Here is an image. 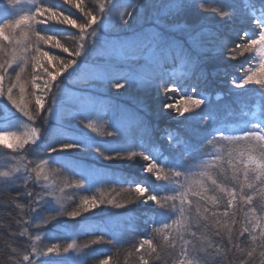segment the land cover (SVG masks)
<instances>
[{"label":"snow or ice","instance_id":"snow-or-ice-1","mask_svg":"<svg viewBox=\"0 0 264 264\" xmlns=\"http://www.w3.org/2000/svg\"><path fill=\"white\" fill-rule=\"evenodd\" d=\"M18 3L19 0H6L10 9H16ZM260 3L259 14L253 12L247 17V22L254 27L251 30L241 28L237 34V42H233L231 46L222 45V55L229 61L244 57L245 54L257 58V63L244 69L239 78L231 81V85L234 89L258 86L259 95L264 98V0H260ZM63 4L76 9L80 18L38 3L30 13L20 14L0 23V97L6 99L27 121L35 124L40 120L46 125L50 120L59 123L61 117L55 109V93L60 91V84L63 83L61 78L75 73L82 58L89 53L97 61L92 65L96 70L90 77L92 81L110 85L119 92L130 81L140 80L153 84L156 91L162 92L165 97L169 93H179L180 99L177 103L164 99L160 106L162 112L174 113V118H182L180 122L189 119L187 113L199 115L203 112L202 106H207L208 98L198 88L201 83L209 80V74L204 68L213 58L208 54L210 49L201 39L202 33L179 22L192 7V0H154L151 26L123 39L104 32L105 25L111 23V7L108 2H101L98 9L90 8L85 0H63ZM137 7L134 0H130L119 15L123 25L129 23ZM233 14L232 10L219 12L223 21L230 20ZM49 23L75 29L76 47L69 48L61 38L37 28L38 25ZM177 32L183 35V41L175 39L173 34ZM45 46L49 50H45ZM51 49H59L67 57L54 55ZM177 62L181 70H187L185 75L199 69V82L188 85L182 79H166L165 65H175ZM26 71L30 75V92L26 87L28 81L23 78ZM92 87L95 88L96 84ZM84 95L87 96L88 93ZM82 108L85 112L90 111L87 103ZM112 111L115 119L109 122L111 130L104 133L106 138L119 140L123 135L121 121L125 119L129 128L140 126L138 118L126 117L119 109L113 108ZM251 115L257 122L231 129L222 120L217 121L214 126H208L209 120H215L210 112L204 117L202 124L206 135L201 144L193 143L194 133L187 130L183 139L169 135L168 140L175 141L173 147L176 159L173 166H163L149 155L143 154V161L146 162L144 171L157 181H167L174 186L171 192L164 194H156L145 184L136 183L129 185L128 191L132 198L126 202L102 193L99 197L85 195L78 201H73L70 209L65 208L62 202L65 190H79L93 179V175L88 168L66 160L50 163L53 153L91 150L104 160L124 159L121 151L105 152L99 144L90 143L88 139L81 140L72 134L62 141L53 138L47 149L41 153L38 163L31 166L32 162H29L23 173L17 168L16 173L21 174L18 177L12 176L6 182L22 179L25 185L31 181L33 188L40 189L36 192L25 190L20 193L29 201L31 216L42 208L48 198L58 205L56 212L47 217L43 216L41 223L35 224L37 230H42V226L53 223L59 217L66 216L67 227L72 228L79 218L100 208L124 209L138 202H151L157 208L171 213L163 220L162 226L153 231L159 233L170 247L174 248L179 242L180 255L176 264H201V252L212 255L213 252L221 251L211 239L205 241L198 236L200 228L209 233L214 231L216 236L228 233V243L240 253L239 264H254L257 249H260L261 264H264V204L257 206V198L264 200V118H261L264 117V111L260 116L255 112ZM99 116V113L96 117L91 114H74L77 122L92 134L98 133L96 119ZM42 135L41 127H30L23 134L0 131V147L18 154V150L25 149V146L35 145ZM220 143L227 146L226 151L216 148V144ZM51 165L57 166L52 170L54 175L68 172L78 179L75 182H64L60 186L46 170ZM0 177L9 178L10 172H0ZM24 223L28 224L29 221ZM20 235H27L31 243L22 255L13 249V264H37L39 257L50 255L72 258L74 253L79 252L74 239L66 246L52 244L41 250L35 243L40 241V235L33 238L27 228ZM241 237L249 243V247L233 244L234 238L240 240ZM101 243H113V240L106 239L104 234L91 240V245ZM84 247L88 248L90 245L86 244ZM158 247L153 239L145 237L134 245V250L141 264H149L153 256L159 258ZM111 259V256H106L99 264H109ZM204 264H207L206 260Z\"/></svg>","mask_w":264,"mask_h":264},{"label":"trees","instance_id":"trees-1","mask_svg":"<svg viewBox=\"0 0 264 264\" xmlns=\"http://www.w3.org/2000/svg\"><path fill=\"white\" fill-rule=\"evenodd\" d=\"M107 1L85 0V3L92 9H98L101 2ZM129 2L130 0H121L124 10ZM134 2L138 7L132 18L129 19V23L123 25L117 19L110 30L113 35L119 38L130 37L136 33L143 32L151 26L154 0H134ZM38 3L58 8L66 14L73 15L74 18H80L79 12L64 5L63 0H19L16 9H10L6 4V0H0V23L14 19L20 14L30 13ZM260 9V0H227V6H225V0H192V7L180 18V23L187 25L189 28H195L202 33L201 39L205 46L210 49L208 54L213 58L207 62L204 68L209 74V80L206 83H201L198 88L201 94L208 98L206 101L207 106H202L203 112L199 115L187 113L186 115L189 116V119L186 121L180 122L182 118H174V113L170 114L161 111V101L169 97L180 99L179 93H169L165 97L162 92L158 93L156 91L153 84L140 80L130 81L119 92L112 89L110 85L105 86L96 83L104 91L102 103L104 102L103 107L106 111V117L104 116L102 118L104 120L98 123V133L94 135H97L98 139L102 140L101 147L105 152L121 151L124 159L104 160L91 150L88 152L73 150L59 154L53 153L51 157H55V160L50 158V163L52 164L56 160H66L74 165L90 169L95 168L103 174L109 175L108 180L102 181L104 183H100L93 190L85 187L79 190L75 188L66 189L63 200L65 208L70 209L73 206V201H78L85 195H96L99 197L102 193L105 196H115L121 202H126L132 198V194L128 191L129 185L136 183L145 184L151 192L156 194L171 192L174 186L167 181H157L149 173L148 177L142 178L139 176V172L144 169L146 163L143 161V154L149 155L158 164L173 166L176 159L173 147L175 141L170 142L168 140L169 135L183 139L187 130L189 133H194L192 135L193 143L201 144L206 135L202 124L204 117L210 112L215 117V120H209L208 126H214L217 121L222 120L228 124L229 128L239 129L246 125L250 126V123L257 122L251 114L255 112L257 116H260L261 112L264 111V98L259 95L258 86L234 89L231 85V81L239 78L244 69L249 65L256 64V58L251 54H245L244 57H239L237 60H226L222 55V45L231 46L233 42H237V34L241 28L251 30L254 26L247 22V17L253 12L258 15ZM230 10L234 11L232 18L223 21L219 12ZM37 28L44 33L61 38L62 42H65L69 48L76 47L74 39L75 29L54 23L38 25ZM173 35L179 41L184 39L179 32ZM45 50H49L48 46H45ZM51 52L54 55L67 57V54L60 52L59 49H51ZM172 70L175 71L173 74L171 73ZM164 71L166 72V79L169 77L182 79L187 81L188 85L199 82V69L190 75H185L184 73L187 70H181L178 62L175 65H165ZM27 81V88L30 90V78H27ZM111 108L122 110L126 117L138 118L140 126L129 128L126 123L127 120H125L122 125L123 135L119 140L106 138L104 133L107 130H111V124L109 123L111 120H109L108 116ZM13 110L15 109L7 100L0 98V127L22 134L20 131L21 126H16L11 118L5 116L7 113L14 115ZM37 122L38 120L33 125L39 127ZM30 124L31 122L26 119L21 125L28 126ZM216 148L223 151L227 150V146L222 143L216 144ZM45 150L43 147H38L36 151L29 149L26 159L23 156V152L19 150L18 154H13L10 150L0 147V172H10L9 178L0 177V264H13L15 258L13 249L16 250L17 254L22 255L25 249L28 248L31 243L28 236L20 235V232L24 231L25 228L28 229V233L31 236L36 231H51L45 238V243L60 244L62 246L70 243L68 236L53 230V227L67 223L66 216L59 217L47 226H42V230L28 227L30 222L41 223L40 219L43 216L47 217L50 213L57 211L55 208H48V206L42 205V208L37 211L35 216L30 215L29 201L22 197L20 193L25 190L36 192L40 190L39 188H33L31 181L25 185L22 179L6 182L12 176L18 177L23 173L22 168L24 169L26 165H29V162H32L31 166L38 163V156ZM33 154H37V156L35 157ZM56 167V165H51L47 170L60 185L68 181L75 182L78 179V177L68 172L54 175L52 170L56 169ZM17 168L21 170V173H16L15 170ZM260 204H264V200L257 198V206L259 207ZM170 215L171 213L166 209L157 208L151 202L148 204L138 202L124 209L100 208L86 214L79 218L78 221L91 220L94 221L95 226L91 230L81 232L76 237L75 241L79 250L83 253L85 252L82 261L78 264H99V261L106 256L112 257L109 264H141L138 255L135 253L134 245H137L145 237L153 239V242L159 246V258L157 259L153 256L149 260V264H176V260L180 255L179 242L174 248L170 247L159 233L153 231V229L162 226L163 220ZM105 219H112L113 223L109 227L101 228L103 227L101 225L102 221ZM24 221H29V223L25 224ZM118 232L121 235L116 237ZM100 234H104L106 239H112L113 243L91 245V240ZM198 236H201V239L205 241L211 239L215 247L221 249L219 253L213 252L212 255L201 252L200 255L203 257L201 264H204L205 260L207 264H239L240 253L228 243V233L224 232L221 236H216L214 231L209 233L205 229L200 228ZM188 238L190 239V237ZM86 244L90 245V247L85 248L84 245ZM233 244H239L240 247L244 248L249 247V243L243 237L240 240L234 238ZM259 252L260 249H257L254 264H261L262 258L259 256ZM52 258V260H57V263L69 264V261L62 259L63 257L53 255Z\"/></svg>","mask_w":264,"mask_h":264},{"label":"rangeland","instance_id":"rangeland-1","mask_svg":"<svg viewBox=\"0 0 264 264\" xmlns=\"http://www.w3.org/2000/svg\"><path fill=\"white\" fill-rule=\"evenodd\" d=\"M107 2L109 3V6L111 7V23L105 25L104 32L109 36L117 37L116 35H113V33L110 30L114 22L117 19H119V15L120 13L124 11V8L122 7L121 0H108ZM123 38L125 37H121L120 39H123ZM96 62L97 61L95 60L93 55L89 53L85 58H82L80 67L77 69L75 73H73L69 77L61 78L63 80V83L60 84V91L55 93L57 97L55 109L59 113L61 119L58 124L56 123L55 120H50L49 124L47 125L43 124L40 120H38L37 124L39 123V127L43 129V135L41 136V139L35 145L25 146V149L19 150L23 152L24 158L27 159L29 149L31 150L34 149L35 151L38 149V147L39 148L43 147L44 149H47V147L52 142L53 138H55L57 141H62V140L67 139L69 134H72L73 136L81 140L88 139L90 143L99 144L101 146L102 140L98 139L97 135L89 133L74 118V114H81V115L91 114L92 116L96 117L97 113H99L100 116L99 118L96 119V125H98V123L104 120V119L102 120V118L104 116L106 117L105 115L106 111L104 110V107H103L104 102L102 103L103 93H104L103 88L100 85H97L96 84L97 82L92 81L90 79L93 72L96 71L92 67V65H94ZM256 63H257V58H256ZM28 72L29 71L23 74V78L25 80H27V78H30V75ZM174 72H175L174 70L171 71L172 74ZM27 73H28V77L26 78ZM132 81H138V80H132ZM94 83L96 84L95 88L92 87ZM30 90H31V87H30ZM30 90L28 91L30 92ZM84 93H88V95L85 96ZM0 98H3V97H0ZM167 100L168 102H172V103H177L179 101V99L170 98V97ZM85 103L89 105V109H90L89 112H85L82 108V105ZM111 110L112 108L110 109V113H108V116L110 118L109 120H112V119L114 120L115 116L113 114V111ZM13 112H14V115L12 114L13 116L10 115L9 113L5 114V116L8 118H11L12 122H14L13 124H15L16 126H19V127L21 126L20 131L22 132V134L24 131L28 130L30 127H37L33 125L32 123L28 126H22L21 124L26 121V118L23 117L22 114L19 113L16 109L13 110ZM125 120L121 121L122 125ZM25 127H28V128H25ZM0 131H8V130H5V128L0 127ZM12 132L19 134V132L17 131H12ZM94 136L95 137L97 136V137L95 138ZM33 156L36 157L37 154H33ZM51 160H55V157H51ZM88 169L91 171L93 175V179L90 180L88 183H86V185L84 186L86 189L93 190L96 187H98V185H100L101 181L108 180V176H109L108 174L107 175L106 173L103 174L101 171L95 168H92V169L88 168ZM22 171H23V168H22ZM139 176H141L142 178L148 177V173H146L143 169L141 172H139ZM60 186H63V184H61ZM64 197H65V193L62 194V202H64L63 201ZM42 205L48 206V208H55L56 210H58V205H56L51 200V198H48L47 202H44ZM36 214L37 212L34 213L33 216H35ZM112 223H113L112 219H107V220L105 219L102 221V224H101L103 227H101V225L100 227L101 228L109 227ZM35 224L37 223L30 222L28 227H30V229L31 228L33 229L35 228ZM93 226H95L94 221L80 220V221H77L76 225L72 228H68L67 223H65L62 226L53 227V230H56L60 233L65 234L66 236H68L69 242H72L73 239L76 240V237L81 232L91 230ZM50 232L51 231L49 232L48 231L47 232L36 231L32 233L33 238L36 235H40L41 237L40 241L35 242L36 246L39 249L44 250L47 247L52 245L51 243L48 244L44 242L45 238L49 235ZM120 235L121 234L118 232L116 237L117 236L119 237ZM84 255H85V252L83 253L81 250H79L78 254L74 253L72 258L64 257L62 255L60 257H63L62 259L69 261V264L70 263L78 264L79 262L82 261V258L84 257ZM52 257L53 255H50L48 257L41 256L37 260V264H61L63 263V262L57 263L58 261L52 260L53 259Z\"/></svg>","mask_w":264,"mask_h":264}]
</instances>
